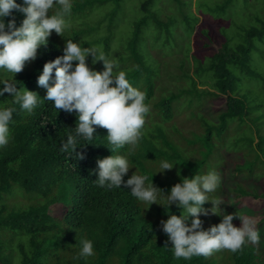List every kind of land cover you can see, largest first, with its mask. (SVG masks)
I'll return each mask as SVG.
<instances>
[{
  "label": "trees",
  "instance_id": "trees-1",
  "mask_svg": "<svg viewBox=\"0 0 264 264\" xmlns=\"http://www.w3.org/2000/svg\"><path fill=\"white\" fill-rule=\"evenodd\" d=\"M118 1L71 0V12L65 15L64 19L68 20L105 4H117ZM172 1L180 8L185 5L181 0ZM16 3L24 6L23 0H16ZM150 3L151 0H144L140 4L143 15L134 21L129 43H137L141 29L150 25L149 19L153 20L152 28L163 29L167 25L157 20ZM229 3L230 0H225L219 11L223 12ZM54 6L56 9H50L49 15L61 10L59 5ZM113 13L114 11H111L108 16L105 14L101 18L107 17L108 24L105 27L110 29V35L104 32V37L91 41L95 43L100 40V52L106 57L109 39H112L114 34ZM13 17L16 27H20L26 18L24 13L14 10L11 16L2 17L0 20L7 25ZM101 19L93 24L84 20L87 21L84 26L79 25L77 29L71 27L69 32L65 30L62 33V37L53 32L47 47L41 46L37 58L26 62L23 71L18 74L0 69V90L5 82H10L17 86V90L25 88L40 97L37 106L29 113L22 109L19 103H13L12 94L4 93L0 96V109H15L9 123V143L0 147V264H226L225 261L230 264H264V254L257 251L251 243H246L235 253L222 249L208 257L177 258L173 245L160 223L162 220L166 222L170 214L188 216L183 207L178 208L176 204L169 207L167 195L174 185L181 183L184 178L204 176L212 171L218 176L222 173V169L221 172L217 171L220 159L214 162L215 165H211L210 157L214 156L213 151H217L214 141L223 144V140L233 136V141L230 145L227 144V148L231 147L232 152H240L241 155V149H247L254 154L255 148L260 149L264 145V125L260 124V121L256 122L258 118L246 117L250 104L255 109L261 108L262 103L256 102L255 98L252 100L244 94H238L235 88V82L241 78L248 81L259 77L250 59V52L256 48L253 41H262L264 38V19L255 17L256 25L246 27L239 33L243 42L237 41L238 44L233 46L228 44L231 37L221 39L222 43L207 57L204 65L207 73L203 81L208 84L210 91H195L188 68L183 69L178 65L183 71L182 78L189 80L190 87L184 81L183 86L177 87L178 91L152 103L151 107L155 109V115L160 120L147 122L149 124L141 130L142 137L135 146L125 145L118 150H112L114 146L107 140V130L94 126L96 131L92 140L78 138L76 151L81 153L84 159H77L74 153L62 152L61 145L66 142L69 133L75 135L78 114L75 111H59L52 101L44 100L46 89L40 87L37 80L45 63L64 54L61 43H66L67 40L76 41L79 37L95 31L102 23ZM183 20L190 26L195 17L191 21L187 18ZM84 41L86 40L81 42ZM128 65L129 68L122 66L113 74L124 71L129 83L146 94L145 104L149 105L152 83L156 78L151 80V77L155 71L157 73V67L153 63L144 62L136 55L129 58ZM147 65L151 66L146 67ZM131 68L135 69L133 74H150L143 80L145 88L140 89L131 81L129 76L132 71H125ZM194 92H197V99L207 93L225 97L224 109L215 114V122L202 116L198 118L201 128L199 133L189 131L184 135L174 126L170 128L171 132L166 131L163 123L170 120L174 114L173 102ZM240 125H245L247 130L243 136L235 130ZM229 127L233 133L227 136ZM195 152L202 153L203 158L196 159ZM111 155L125 156L129 161L130 170L148 177L146 185L153 182L155 187L163 191L158 196L157 204L150 206L140 201L131 194L130 189L123 186L109 189L94 183L99 172L97 159ZM162 161L169 162L174 168L163 172ZM205 165H208L207 169ZM245 169L246 173L241 179H249L251 167L244 162L234 166L229 164L227 176L231 179L232 171L241 175ZM130 170L124 177L125 182L131 177ZM14 186L23 193L37 195L40 200L26 207L7 208L1 203L4 196L14 192ZM221 188L220 181L215 191L207 193L210 202L205 203L203 207L208 214L199 217L203 221L204 230L220 223L218 215L211 212V201L218 199L219 196L215 194H222ZM225 189V194L221 196L224 201H236L245 197L264 199V192L247 190V187L232 179L230 183L227 182ZM51 206L60 209L58 216H50L47 213ZM146 206H150L151 211H144L143 207L146 209ZM214 211L217 212V209ZM253 215L260 218L258 226L256 225L258 230L264 225V208ZM192 219L193 217L189 216L188 226H191ZM13 239L16 241L13 246L14 254L10 248ZM84 240L92 242L94 255H80Z\"/></svg>",
  "mask_w": 264,
  "mask_h": 264
},
{
  "label": "clouds",
  "instance_id": "clouds-1",
  "mask_svg": "<svg viewBox=\"0 0 264 264\" xmlns=\"http://www.w3.org/2000/svg\"><path fill=\"white\" fill-rule=\"evenodd\" d=\"M23 5L16 0H0V18L9 17L12 12L25 14L20 27H16L15 18L7 25L0 20V69L18 74L23 71L26 62L37 58L38 49L47 47L48 39L53 32L62 37L68 27L64 17L70 14L71 0H23ZM54 5L60 6V11L49 15ZM7 29V30H6ZM63 55L43 66L37 83L46 89L44 100L52 101L56 109L78 114L75 135L69 133L66 142H62L61 151L75 154L77 159L84 156L77 152L78 138L92 140L96 127L107 130V140L113 145L112 150H118L125 145L135 146L142 137L145 117L150 107L145 104L146 94L134 88L126 78L124 71L113 74L117 67L102 52L97 54L94 48H83L72 40H67ZM92 63L103 62L104 71L98 72L87 64L88 56ZM74 62L75 63L74 65ZM54 73V80H53ZM51 82V83H50ZM115 85V86H113ZM9 93L14 96L13 103H19L21 108L29 113L37 106L38 94L27 89L17 90L14 83L5 82L0 90V96ZM40 98V97H39ZM14 108L0 109V147L9 143V123L12 120ZM96 126V127H94ZM98 179L94 182L100 187H124L140 201L157 204L156 201L163 191L151 184L146 185L147 176L135 173L124 181L130 170L129 161L125 156L116 155L97 159ZM163 172L172 170L174 166L167 161L161 162ZM220 182L214 171L207 175H196L184 178L174 185L167 195L169 207L176 204L178 208L186 209L188 216L170 214L167 221H161L163 232L173 245L177 258L190 259L192 256H211L222 249L233 253L240 251L246 243L258 245L260 242L256 221L248 216L225 214L222 222L203 229L200 215H207L203 205L210 202L207 193L216 190ZM214 209L223 203L217 199L211 201ZM189 216L193 217L191 226L187 225ZM238 218L242 226H233L232 221ZM167 243V242H166ZM81 256L94 255L91 241H82Z\"/></svg>",
  "mask_w": 264,
  "mask_h": 264
},
{
  "label": "rangeland",
  "instance_id": "rangeland-1",
  "mask_svg": "<svg viewBox=\"0 0 264 264\" xmlns=\"http://www.w3.org/2000/svg\"><path fill=\"white\" fill-rule=\"evenodd\" d=\"M143 1L119 0L117 4H105L104 6L95 7L93 8L94 10L92 9L93 13L92 10L85 11L75 15L73 18L66 19L68 27L65 30L69 32L71 27L76 29L79 25L82 27L87 21L92 24L96 23L105 14L108 16L111 11H114L112 17L114 34L112 39H109L107 51V58L114 61L117 65L113 72L122 66L129 68L128 61L133 55L140 57L146 63H153L157 67V73L155 71L154 76L151 77V80L153 77L156 78L152 83V95L148 100L150 111L145 117V128L149 124L147 122H158L160 120L155 115V109L153 110L151 107L152 103L169 93L178 91V88L184 85V81L190 87L189 80L182 78L183 71L178 68V65L183 69L188 68L189 76L196 88L195 91H210L208 84L203 81L207 73L205 71L206 66H204L207 62V57L211 56V53L217 49L218 44L222 43L221 39L224 40V38L231 37L228 44L233 46L238 44L236 43L237 41L243 42V39L239 37V33L246 27L256 25L255 17L264 19V0H230V3L224 7L223 12L219 11V7L224 5L225 0H181L185 3L181 8L172 0H151L150 8L154 16L158 18V21L167 25L163 29L152 28L153 20L149 19L150 25L141 29L137 43H129L132 38L134 21L143 15L140 8V4ZM55 9L56 7L54 6L51 10L54 11ZM180 9L182 13H180ZM193 17H195V21L190 26L183 20L187 18L191 21ZM101 20L102 23L99 27L97 26L95 31L83 35V38L79 37L73 42L80 44L83 48H94L99 54L102 50V43L99 39L95 43H91V41L102 37L105 33L110 35V29L108 30L105 27L108 24L107 17ZM109 24L111 23L109 22ZM84 39L86 41L82 43L81 41ZM253 43L256 48L250 52V59L259 77L248 81L245 78H241L240 81L235 82V88L238 94H244L252 100L255 98L256 102L262 103L261 108L255 109L250 104L247 108L246 117L248 119L258 118L256 122L260 121V124L264 125V38L262 41L254 40ZM61 45L64 49L65 43H61ZM92 59V56L89 55L86 61L88 66L98 72L104 71L103 62L99 61L93 64ZM75 63L77 62H74V65ZM148 66L151 65L146 67ZM143 67L146 68L145 66ZM134 70L131 68L125 71H132L129 76L131 81L140 89L145 88L146 85L143 80L148 78L150 74L145 72L133 74ZM196 93L182 96L179 100L173 102L174 114L170 120L163 123L166 131L171 132L170 128L174 126L179 131L181 130L184 135L185 133L188 134L189 131L199 133L201 128L199 127L198 118L202 116L215 122V114L224 109L225 97L207 93L197 99L195 97ZM235 130L240 136L247 133L245 125H240ZM232 133L233 130L229 127L226 135L230 136ZM232 141L233 136L223 140V144L214 141L217 151H213L212 154L214 156L210 157L211 165H215L214 162L221 160L217 171L221 172L222 169V173H219L222 184L220 192L222 194H215L219 196V200L225 194V186L227 182H231V179L236 183L242 184L243 187H247V190H252L256 193L264 192V145L260 149L255 148L254 154L247 149H241L243 154L241 155L240 152H232L231 149L233 148H227V144L230 145ZM187 150H191V148H187ZM195 155L198 160L203 158L202 153L195 152ZM255 155L257 158H255ZM243 162L251 167V177L249 176V179L247 177L246 179H241L246 173L245 169L242 170L243 173L241 175L232 171L233 178L229 179L227 176L229 164L234 166ZM205 168L207 169L208 165H205ZM130 172L131 176L133 173L138 175L135 170H130ZM13 189L14 192L4 196L1 203L6 205L7 208L26 207L40 200L37 195L23 193L16 186ZM221 201L223 202L224 199L221 198ZM262 208H264V199H252L250 197L236 201L228 199L217 208L216 215H218L217 219L221 223L225 214L238 212L240 215L253 218L258 226L260 218L253 214ZM143 210L151 211V207L146 206V209L143 207ZM47 213L50 216H58L60 209L56 206H51L48 208ZM232 223L237 228L242 226L238 218L234 219ZM258 230L260 242L258 245H252L257 251L264 254V225L262 224ZM15 244L16 241L13 239L10 246L13 254L15 252L13 249ZM225 262L230 264L228 261Z\"/></svg>",
  "mask_w": 264,
  "mask_h": 264
}]
</instances>
